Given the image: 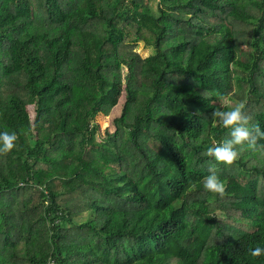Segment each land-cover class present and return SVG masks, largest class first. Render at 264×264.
<instances>
[{"label": "trees", "instance_id": "1", "mask_svg": "<svg viewBox=\"0 0 264 264\" xmlns=\"http://www.w3.org/2000/svg\"><path fill=\"white\" fill-rule=\"evenodd\" d=\"M231 96L264 131V0H0V264H264V138L207 153Z\"/></svg>", "mask_w": 264, "mask_h": 264}, {"label": "clouds", "instance_id": "2", "mask_svg": "<svg viewBox=\"0 0 264 264\" xmlns=\"http://www.w3.org/2000/svg\"><path fill=\"white\" fill-rule=\"evenodd\" d=\"M212 118L218 119L219 126L228 130V138L221 140L218 144L207 149V153L214 157L217 162L231 165L239 157V150L247 144H256L257 137L264 138V131L256 126L253 130L249 125V117L244 114L243 105H236L230 110L216 109L212 113ZM16 140L15 133L7 131L0 132V152H8L14 148ZM203 188L206 191L220 195L224 193V184L215 172H211L203 180ZM252 256L264 255V248L255 247L250 250Z\"/></svg>", "mask_w": 264, "mask_h": 264}, {"label": "rangeland", "instance_id": "3", "mask_svg": "<svg viewBox=\"0 0 264 264\" xmlns=\"http://www.w3.org/2000/svg\"><path fill=\"white\" fill-rule=\"evenodd\" d=\"M154 9L156 8L157 0H146ZM216 20V19H215ZM213 19V22H215ZM212 22V21H211ZM135 50L140 54L141 57L146 58L147 56L151 55L154 53V49L151 46H146L144 43L139 42L138 44L135 45ZM245 50L246 47H245ZM126 77H127V69L123 68V84L119 88V92L117 93V103L121 101V104H124L125 101V83H126ZM122 105L120 110L115 109L113 112L115 115L112 116L113 112L109 116H103L102 114H99L96 116V123L99 125V133L97 134V139L101 140L106 138L111 132L114 131L113 127V119L115 117H119L121 115V110H122ZM236 105H241V103L236 100L233 96L225 99L222 103L223 107H228L231 109L232 107H235ZM117 108V107H116ZM28 112L33 118L35 116L34 112V106L30 105L28 106ZM81 217H79L78 220H80Z\"/></svg>", "mask_w": 264, "mask_h": 264}]
</instances>
